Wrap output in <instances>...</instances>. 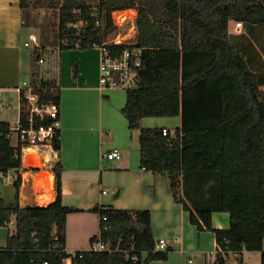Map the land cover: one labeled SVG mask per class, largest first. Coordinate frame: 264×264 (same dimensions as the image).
<instances>
[{
    "label": "trees",
    "instance_id": "trees-1",
    "mask_svg": "<svg viewBox=\"0 0 264 264\" xmlns=\"http://www.w3.org/2000/svg\"><path fill=\"white\" fill-rule=\"evenodd\" d=\"M38 2L20 0L23 28H31L30 9ZM55 5L57 28L52 36L40 35V48L31 56L37 59L48 49L49 67L29 84L43 100L59 105L57 52L103 43L115 29L111 13L136 10L135 46L142 50V68L137 87L126 90L122 113L131 129L140 130L141 166L166 175L169 191L190 212L191 223L215 234L226 251L225 257L217 255V264H227L230 251L237 259L244 251H259L264 264V95L259 91L264 84V0H59ZM238 21L244 31L230 32L229 24ZM126 47L115 46V52ZM145 117H180L176 138L164 135L162 127H141ZM10 127L0 122L3 173L22 166L21 144L13 143ZM54 148L60 149L59 137ZM52 170L53 202L21 207L20 173L13 182L16 201L7 205L0 196V225L15 223L0 247V264H64L69 257L67 216L77 209L63 204L61 162ZM94 211L111 225L101 234L111 251L77 252L72 264H145L167 258L169 250H155L149 210ZM214 212L229 214V228L213 227ZM190 258L185 254L184 264Z\"/></svg>",
    "mask_w": 264,
    "mask_h": 264
},
{
    "label": "crops",
    "instance_id": "crops-1",
    "mask_svg": "<svg viewBox=\"0 0 264 264\" xmlns=\"http://www.w3.org/2000/svg\"><path fill=\"white\" fill-rule=\"evenodd\" d=\"M31 33L30 29L23 28L20 0H0V122L11 127L21 112L19 87L36 77L31 66V51L35 48L24 46ZM63 51L57 52L58 64L59 57L63 61L62 68L56 69L60 91V149L21 147L20 206L43 205L55 200L57 192L52 169L61 162L63 204L77 209L67 216V252L90 250L93 237L100 231L99 215L94 208L146 209L151 213L156 242L165 239L170 250L165 260L145 264H184L185 254L192 257L195 264H208L206 253L217 245L215 234L200 231L191 223L190 212L177 203L169 191L166 175H156L141 166L140 130L131 129L122 113L127 91L99 89L98 49L94 50L98 53L97 63L87 61V51L78 53L77 68H73L75 52L68 58L62 55ZM148 118L141 120V127L174 130L181 123L180 117L146 120ZM167 120L170 124L165 122ZM17 143L16 140L14 144ZM115 148L121 153L120 159H103L106 152ZM3 198L7 205L14 203L15 188L12 194L7 193ZM212 224L217 229L229 228V214L214 212ZM6 243L0 247H5ZM146 256V253L142 254L143 259Z\"/></svg>",
    "mask_w": 264,
    "mask_h": 264
},
{
    "label": "built area",
    "instance_id": "built-area-1",
    "mask_svg": "<svg viewBox=\"0 0 264 264\" xmlns=\"http://www.w3.org/2000/svg\"><path fill=\"white\" fill-rule=\"evenodd\" d=\"M125 11L134 13L129 19L123 22H117L113 25L116 27V25L132 23L129 33L127 34L128 37L122 36L121 33L118 32L113 38L104 41L101 44L95 42L91 46L98 49L100 52V90H106L109 88H121L124 90H129L137 87L139 83V70L142 68V50L135 46V42L137 40V28L134 21L137 17V12L136 10L129 9L124 11H114L111 14L122 13ZM232 23L235 33L243 31V22L238 21ZM96 25L100 26L99 20L96 21ZM123 43L128 44L129 47H126L116 53V49L114 47ZM24 46L40 48L38 36L34 33L29 34L28 39L24 42ZM40 62H43V59H40ZM259 91L264 95V84L259 86ZM19 92L21 100V115L14 124V127L10 128L11 133H13V136H15L17 142L21 144V147L25 145L54 147V143L59 137L60 133L59 105L53 101L43 100L41 91L37 87L30 85L28 81H24L22 83V85L19 87ZM45 119H49L50 123H39ZM163 134L169 136L171 139L176 138L175 132L167 128L163 129ZM120 157V151L115 148L106 152L103 156V159L114 161L120 159ZM17 172L19 173V169H12L7 171L5 174L11 179L15 180L17 177ZM97 208L99 209V212L100 210L106 211L108 206H98ZM99 220L100 231L97 234L96 240L92 242L91 248L88 251H111L110 244L105 242L101 236L102 230H109L111 225L108 223V218L104 214L99 216ZM155 250H170L169 242L165 239L158 240L156 242ZM77 252H82V250L68 252L69 257L64 260V264H72V258L77 255ZM228 253L230 254V257L235 256V254H233L231 251ZM218 254L225 257L226 251L217 243L215 248L206 253L208 264H217ZM229 260L230 258L227 259V264H230ZM43 264H48V262L44 261ZM188 264H195V261L190 258L188 260Z\"/></svg>",
    "mask_w": 264,
    "mask_h": 264
},
{
    "label": "rangeland",
    "instance_id": "rangeland-1",
    "mask_svg": "<svg viewBox=\"0 0 264 264\" xmlns=\"http://www.w3.org/2000/svg\"><path fill=\"white\" fill-rule=\"evenodd\" d=\"M54 3L51 2V0H39L38 3L35 5L31 6L32 8L30 9V17L28 18L29 23L31 25L30 31L34 34H36L39 38L40 42V35L42 34L46 36H52L54 31L57 28L58 24V15H59V10L58 7L55 5L56 3L59 2V0H52ZM89 3H93L95 0H86ZM134 13V12H133ZM130 11H126V13H122L125 20L127 17L131 16L133 14ZM136 14V13H135ZM117 19V16H116ZM115 20V19H114ZM132 23H124L123 25H116L114 31L110 32L107 35V38L105 41L113 38L118 32L121 33L122 36H127L129 33V29ZM230 32H234L233 29V23L231 22L230 24ZM26 33V30H23ZM132 34V33H131ZM128 37V36H127ZM46 49V48H45ZM43 49L41 50L40 55L36 58L32 57V70L36 72V78L41 77V73L47 68L48 66V57H47V52L48 49ZM29 50V49H28ZM27 50V51H28ZM95 48L93 47H88L85 49H81L80 47L72 48V49H66L63 51L62 55L65 54L68 58L72 57V52H75L74 55V64L73 68H77V54L80 52H85L86 53V58L87 61L90 63L96 62L98 60V53L97 51H94ZM33 53V51H31ZM32 56V54H31ZM62 57V56H61ZM40 58L43 59V62H40ZM61 59L59 57V64L58 62L56 63V69L58 67L62 68L61 65ZM99 62V60H98ZM97 63V62H96ZM58 70V69H57ZM100 74V71H99ZM126 91V90H125ZM169 118V117H168ZM154 117H149L146 120H153ZM145 120V121H146ZM142 122V123H145ZM167 124L171 121L167 120L165 121ZM14 127V125L12 126ZM16 139L15 137L13 138V143H15ZM11 194L14 192V186L13 182L10 177H8L5 173L0 172V196L3 197L5 194L9 193ZM44 205V204H43ZM15 230V223L14 221L10 222L6 226H1L0 225V246L4 245L6 243V238L9 234V232H13ZM230 264H261V252L259 251H244L241 256H239V259H237L235 256L230 257L229 260Z\"/></svg>",
    "mask_w": 264,
    "mask_h": 264
},
{
    "label": "bare ground",
    "instance_id": "bare-ground-1",
    "mask_svg": "<svg viewBox=\"0 0 264 264\" xmlns=\"http://www.w3.org/2000/svg\"><path fill=\"white\" fill-rule=\"evenodd\" d=\"M122 13H126V11L125 12H122ZM122 13H116V14H113V19H115L114 20V23H119V22H123V21H125V18H124V16H123V14ZM116 16H117V19H116ZM130 17H132V15L131 16H129V17H127V19H129ZM126 19V20H127ZM28 153L30 152V151H27ZM31 154V153H30ZM30 156V155H29ZM27 158H28V156H27ZM51 176V175H50ZM42 183H43V181H42Z\"/></svg>",
    "mask_w": 264,
    "mask_h": 264
}]
</instances>
